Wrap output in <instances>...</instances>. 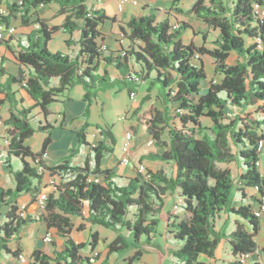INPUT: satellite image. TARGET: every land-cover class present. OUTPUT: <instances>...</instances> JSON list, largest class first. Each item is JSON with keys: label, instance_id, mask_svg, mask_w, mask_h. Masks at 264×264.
<instances>
[{"label": "trees", "instance_id": "trees-1", "mask_svg": "<svg viewBox=\"0 0 264 264\" xmlns=\"http://www.w3.org/2000/svg\"><path fill=\"white\" fill-rule=\"evenodd\" d=\"M169 1L171 8L160 19L156 13L131 17L126 30L122 29L129 46L122 50L123 55L106 56L102 55L98 43L99 26L110 18L103 10L88 6L89 0H22L8 7L9 14L2 18L5 23L17 18L27 23L31 11L53 3L60 6L59 13L65 18L60 27H48L37 18L34 23L42 37L41 45L27 47L16 54L17 62L27 69V74L20 71L17 76L7 75L6 81L0 82V93L8 99L15 95L12 86L18 85L35 102L33 108L11 111L5 121L9 144L2 162L14 181V189L0 187V209L7 210L5 220L0 223V249L6 254L19 260L20 250L11 252L7 244L23 227L44 222L47 228L56 230L63 240V248L54 252L53 257L35 248L27 264H91L88 257L80 254L86 244L75 243L70 236L71 217H77L92 226L126 230V235L118 234L107 245L103 261L107 264L111 254H120L141 239L148 244L162 220L180 244L172 252L174 263L205 264L200 258L215 260L216 249L225 237L216 230V219L222 212L244 221L236 223L227 236L231 256L227 264H243L240 262L243 254L252 255L257 251L254 238L263 218L254 215L258 197L253 198L254 207L250 204L232 207L230 196L236 181L230 168L218 165L239 163L242 172L238 181L258 195L264 194V179L256 167L260 158L257 144L264 138V19L255 7L256 4L264 9V0H193L189 12L216 33L212 49L206 47L208 32L200 34L201 46L193 41L183 42V31L190 29L194 36L198 34L193 26L178 19L182 13L181 0ZM174 24L178 28L173 29ZM58 28L67 33L80 31L75 57L47 50L51 34ZM230 53L241 60L228 65ZM204 55L212 59L214 73L220 75L221 80L210 81L202 94L201 84L207 79L200 58ZM129 61L136 65V72ZM100 63L112 66L121 78L111 79L106 70L98 74ZM0 75H5L2 66ZM149 77H152V86L158 85L162 90L166 109L164 113L145 111L137 117V122L166 149L162 154H146L142 159L171 163L175 170L173 177L147 170L145 175L138 174L127 185H118L113 180V172L101 168L103 154L112 150L104 146V139L96 145L86 141V123L77 136L80 144L90 147L91 156L81 166L71 164L78 150L71 151L55 166L44 164L41 156L54 130L47 118L51 114L50 106L57 102L59 95L80 85L84 91V113H88L97 91L113 88L118 83L123 84L130 95L133 88L124 81L136 82ZM34 109H38L43 118V122L38 120L36 128L31 124ZM227 111L233 114V119L225 116ZM163 114L169 116L163 117ZM173 114L178 124L173 123L170 117ZM201 118H208L211 126H202ZM164 129H167L168 143L160 142ZM35 132L47 133L37 153L24 145ZM12 156L20 160V169L11 166ZM38 166L43 172H38ZM46 173L59 178L60 182L52 185L47 193L42 213L31 217L28 206L21 210L17 198L29 193L31 203H36ZM171 192L182 198L185 212L182 218L164 212L163 196ZM131 210L132 218L128 219ZM98 242V233L91 231L88 244L91 251ZM142 254L139 248L124 264H139Z\"/></svg>", "mask_w": 264, "mask_h": 264}, {"label": "crops", "instance_id": "crops-1", "mask_svg": "<svg viewBox=\"0 0 264 264\" xmlns=\"http://www.w3.org/2000/svg\"><path fill=\"white\" fill-rule=\"evenodd\" d=\"M22 0H0V3L5 5L6 8H8L11 4H20ZM114 0H89L88 6H92L94 9L97 10H103L108 18L110 20L105 21L102 25L99 26L100 31V37L98 39V43L105 46V50L102 52L103 56L106 55H117L120 54L122 50H126L129 46V41L126 39V37L123 35L122 29L126 30V24L130 20L131 17L134 16H144L151 13H158L161 12L160 8L167 7L168 10L171 8V2L169 0H166L165 3H162V7L160 6H154L155 0H142V9L136 10L135 7L139 5V1H137V5L133 6L130 3L127 4L122 12H118L113 17H110L106 11V9L103 7V2H109ZM192 3L193 0H190ZM182 0L180 3V8L182 9ZM60 6L58 4H50L45 6H39L28 15V21L27 23H22L19 18H17L15 21L8 22L9 25H13L16 28V32L13 36L8 37L4 42L0 43V61L2 62L5 75L0 78V82L4 83L6 81L7 75L11 76H17L20 71L24 72V74H27V69L23 66H21L17 60H16V54L20 52L22 49H25L27 47L31 46H40L42 43V37L41 34L38 32V25H36L34 22L37 18L42 20L44 24L48 27H60L64 21L65 15H61L59 13ZM157 10V11H156ZM111 18L114 20L112 21ZM192 26V25H191ZM194 29V28H193ZM195 33L199 30H195ZM198 36V35H197ZM197 36H194L192 33L191 40L197 38ZM80 38V31L75 30L72 33H67L64 29L58 28L51 34V38L48 41L46 48L50 53H62L69 55L70 57H75L78 54L79 46H78V40ZM52 51H51V50ZM201 58V57H200ZM229 58H232V63L236 64L241 59L238 58V56L235 53H230ZM204 64L205 68V59L201 58ZM227 59V61H228ZM129 64L131 65V69L136 72L137 67L134 64V62L129 61ZM100 66L105 68V70L108 71L109 76H113L112 78L120 79L121 76L117 72L114 75H111L109 72V68L112 66H106L104 63H100ZM152 77H149L147 80H137L134 81H124V84L128 87L135 88L136 86L139 87V83H147L148 87L145 89V93L141 96L140 100L137 99L133 101L134 108L131 110V113H126V117L124 120L127 119L128 115L131 119L130 128H132L133 137H132V144L133 146H129L128 155L130 159V163L128 165H124L121 163V159L125 156L123 154L122 150L120 152V156L118 157L115 155L116 153L112 150V152H105L103 154L102 160H101V168L102 169H109L115 177L113 180L118 185H127L129 180L138 177L137 169L139 167H136L135 163L133 162L134 158L140 153V151H143V153L139 157V161L141 163V166L145 168V170L150 171L152 173H158L162 172L167 177H173L175 170L172 167L171 163H165L161 161H153L148 159H142L143 156L146 154L156 153V154H162L165 151V147H162L161 144H157V142L153 141V145L148 146L145 139L147 137H150L148 131L139 123L137 122V117L141 114H143L145 111H158L161 113H164L165 104H163L162 101V92L159 91L156 95L155 99L153 98L151 88L154 87L151 84ZM204 82H202L203 84ZM201 84V87H202ZM80 86V85H77ZM75 86V87H77ZM74 87V88H75ZM73 88V89H74ZM72 89V90H73ZM12 92L15 93L14 96H11V99H8L5 94L0 93V133L5 132L6 136L4 138L0 137V146H3L4 141L7 140V129L8 126L5 124V121L9 117V113L16 108H33L35 105V102L25 93L22 88L18 85L12 86ZM136 96L138 94L137 91H134ZM70 92H67V94ZM66 94H63L57 98V103H62L64 108L59 111H54L50 109L51 114L50 116L55 115L61 120L60 123H58L59 127L56 128L51 132L50 135V143L47 146L45 152L47 153V156L43 159V162L46 166H55L62 162V160L68 155L70 150L76 148L79 144L77 132L81 129V127L84 125L83 122H77L75 121L77 119V116L75 115V112H83L85 107L84 100H74V99H68L64 102L63 97ZM81 95L83 97L84 91L82 88ZM68 96V95H67ZM143 98L145 99V102L143 103ZM156 105V106H155ZM34 112H38V109H34L32 111V114ZM163 117L169 116L167 114H163ZM48 117V118H49ZM129 119V120H130ZM56 121V120H55ZM49 122V121H48ZM163 126V125H161ZM89 128V127H88ZM138 129L142 130L146 137L142 139V142L139 143V145L134 146V133L139 134ZM88 130V129H87ZM128 131L124 132L125 133ZM164 134V132H163ZM163 134L161 136L162 140ZM99 135L101 136L100 132ZM46 137V134H43V140ZM152 137V136H151ZM125 138V137H124ZM92 142L86 141L91 145H96L99 141L102 140L100 137L97 139V136H95ZM29 139L25 140L24 145L28 146L32 152L37 153L36 151H33L31 146L27 143ZM43 142V141H42ZM130 142V143H131ZM146 142V143H144ZM168 143V142H166ZM145 144V146L148 148L142 149V146ZM123 147V146H122ZM83 148H88V146H83ZM90 148V147H89ZM84 150L80 151L78 155H81V160L78 161L75 158H73L76 162L71 161V164L73 166H81L86 158H89L91 156V150H87V152ZM149 151L148 153H146ZM142 159V160H141ZM232 164V163H231ZM261 164L262 169L264 170V156H261ZM171 166L173 169V174L166 175L164 168L166 166ZM242 172L241 167L239 168V174ZM45 177V175H44ZM0 178H2V183H0V187L4 189H14V181L12 176L9 174L6 166L3 164L2 161H0ZM44 179V178H43ZM8 181V182H7ZM9 183V184H7ZM235 182V199L231 201V206L234 208H238L240 206H246L252 202H254L253 198H257L258 194L254 189L246 188L244 187L239 181ZM42 192H45L47 190V187H44L43 181L41 183ZM163 200L165 203L164 212H169L173 215V211L171 209V205H177L176 203H173V200H177L180 203V213H185L183 209V203L182 198L179 197V195L176 192H171L163 196ZM32 202V196L29 193L20 194L17 198V204L19 207L21 206H28V214L31 217H38L42 210L36 205V203ZM3 214L1 215L0 223H2L5 220V213L6 208H1L0 212L3 211ZM180 213H177L180 217ZM175 214V215H177ZM264 218V217H263ZM222 220V223L217 226L216 222V230L220 232L221 234H224L225 237L222 238L221 243L218 245L216 252H215V260H210L205 257H201L200 260L203 261L205 264H227L231 261L230 256V246L228 244L227 236L234 230L236 223H244L243 220L239 219L236 215L229 214L227 212H222L217 217V220ZM72 227H71V233L70 236L74 240L75 243H85L86 247L81 250L80 254L83 257H88L91 253V249L89 247V241H90V233L91 231H96L99 235V242L94 250L99 252V256L96 259L94 264H104L103 261L105 260L102 258L101 253V246L105 245L107 249V245L112 242L118 234H123L122 228H116L115 230H111L112 232H117L112 238L110 242H107L105 240H102L100 237V233L98 230V225L92 226L90 223H88L86 220L77 218V217H71ZM231 223L230 229L228 231H223L224 226L227 223ZM27 229V230H26ZM171 229H167L164 234L160 233L158 231V228H155V232L150 237V242L148 244H145L143 242V239L139 241L138 244H134L132 247L124 251L122 254L119 255V258L115 257V254H111L108 259L107 264H124L125 260L130 258L139 248H141L143 254L140 257L139 263L140 264H148V261L145 260L144 255L145 254H151L153 256V262L152 264H160V260L164 259L165 256L172 258V252L179 248L180 244L174 240L173 234L170 233ZM51 233L52 235V242L50 244H45L42 241V238L47 234ZM23 236H27L32 240L33 243V249H39L42 252L46 253L49 256H54V252L60 251L63 248V240L59 238L56 234V230L53 228H47L44 222H34L32 224H29L21 229L19 234L7 244V248L14 252L15 250L19 249L20 254L29 258V255H25L22 239ZM56 238V239H55ZM130 241V240H129ZM163 242V246L162 243ZM143 245H147L149 249L153 250V253H147L143 250ZM32 249V251H33ZM264 249V247H263ZM262 249V250H263ZM3 251V250H2ZM263 252V251H262ZM3 253L6 254L4 251ZM259 248L257 251L250 255L251 257L258 256ZM31 254V253H30ZM107 255V253H106ZM106 258V257H105ZM156 260V261H155ZM256 264H258V260L255 259ZM5 264H26L21 263L17 258L8 255L6 258ZM246 264V262L244 263Z\"/></svg>", "mask_w": 264, "mask_h": 264}, {"label": "rangeland", "instance_id": "rangeland-1", "mask_svg": "<svg viewBox=\"0 0 264 264\" xmlns=\"http://www.w3.org/2000/svg\"><path fill=\"white\" fill-rule=\"evenodd\" d=\"M137 1H139V5L136 6L135 9L141 10L143 7L142 0H137ZM155 1L156 2L154 4V6L160 7L162 5V3H165L166 0H155ZM192 4H193V2L191 3L190 0H182L181 6H182L183 10H182V13L180 15H178V19L180 21H184L186 23H189L190 25L193 26V28L195 30H199L197 32V34H198L197 38L194 39V44L196 46H201L203 44L202 37L200 34L205 33L207 35V32H208L206 47L209 49H212V48H214V45L212 44V42H214V40H215L216 33L208 30L207 25H205L201 20L196 19L193 16V14L189 12ZM102 5L106 9V11L110 17H113L114 15H116L118 13L115 2H112V1L103 2ZM255 7L257 8L259 6H257L255 4ZM160 10H161V12L158 13V15H157L159 19L162 16H164V13H166V11H168V8L162 7V8H160ZM262 17L264 19V16H262ZM191 37H192V31L190 29L182 32V40L184 43L188 44L190 41H193V40H191ZM201 58L205 59V71H206V76H207V79L204 81V83L202 84V87H201V93L203 94L206 92L208 85H209V82L210 81L211 82H219L221 80V76L214 73V63H213L212 59H210L208 56H205V55L202 56ZM232 60H233L232 58H229L228 61H226V63L228 65H231ZM0 66L3 67L1 61H0ZM104 70H105V68H103L102 66H99L97 73L103 74ZM109 72L111 75H114L115 73L117 74V71L113 67L109 68ZM1 77H3V75H0V78ZM112 77L110 76L111 79H116V78H112ZM147 87H148L147 83H139V87L136 86L135 88H133L134 91L138 92L137 96L135 94V100L136 99L138 101L140 100L141 96L145 93V91H146L145 89ZM151 89H152L151 92H152L154 99H155L156 95L158 94V92L162 91L158 85H155ZM68 92H70V93H68V94H67V92L63 93V94H66L63 97L64 102L68 99H74V100H82L83 99V97L81 95V92H82L81 86H77L73 90L71 89ZM63 94H61V95H63ZM61 95H59V96H61ZM220 95L223 96L224 94L221 93ZM63 108H64V106L62 103L56 104V102L50 106L51 110L59 111V112H61V110H63ZM133 108H134L133 101L130 99V97L128 95L127 88L123 87V84L120 85L117 83L113 88L105 89L102 91H97L95 97L92 98L89 112L84 113V111H83V112H80V114L78 111L75 112V115L77 116V119L75 121L83 122V124H85V123L87 124V127L85 129V135H86V139L88 141L92 142L93 140H95L94 139L95 136H97V139H99L101 137L102 139H104V141H103L104 146L106 148L113 150L116 153L115 155H117L119 157L120 152L122 150V146H124V143L126 141L124 138V132L125 131L133 132L132 128H130L131 119L128 118L129 115H128L127 119L124 120V118L126 117V113L127 114L131 113V110ZM251 110L252 109H249L248 111L251 112ZM225 116L230 118V119L234 118V116L231 117L229 111H227L225 113ZM32 117L33 118L31 120V124L35 128L37 126L38 120H41V122H43V118L37 112H34L32 114ZM170 117L172 118V121L174 124H178V118L175 114L170 115ZM47 121H49V123L51 124V126L53 127L54 130L59 127L58 123L61 122V120L56 116V113H55V115L47 118ZM201 124H202V126H205V127L211 126V122L208 118H201ZM100 131L103 132V135H101V136L99 135ZM138 132H139L138 135L134 133V135H135L134 146L139 145V143L142 142V139L144 137H146L145 133L141 129L140 130L138 129ZM43 134H47V133L35 132L27 141V143L31 146L33 151H36V152L40 151L41 146H42V141H43ZM5 136H6L5 132L0 133L1 138H4ZM149 139H152V137L151 136L147 137L145 140L148 141ZM162 140L165 143L168 142L167 129H164V134H163ZM112 143H114V144H112ZM144 143H146V142H144ZM83 146L84 145L79 143L76 148L70 150V152L73 150H78L77 153L73 157L78 161L81 160V155L79 156L78 153L85 149V148H83ZM130 146H133L132 142L130 143ZM145 147L146 146L144 144L142 146V149H144ZM89 149L90 148L88 147L85 149V151L87 152V150H89ZM70 152L68 153V155L70 154ZM148 152L149 151H147L146 153H148ZM142 154H145V153H143V151H140V153H138V155L133 160L136 167L141 166V163L139 161V157ZM72 159H71V161H72ZM10 160H11V166L15 170L20 169L21 163H20V160L18 158H15L12 156ZM73 161L77 163V161H75L74 159H73ZM218 166L221 168H223V167L230 168L232 175L235 178V181L238 183L239 168L241 166L239 163H232V164H227V165L220 164ZM164 171H165L166 175L173 174V169L170 165L166 166L164 168ZM2 181H3L2 178H0V183H2ZM59 182H60L59 178L50 177L46 173L45 177L43 179V184L48 189L45 190V193L47 194L48 192H50L52 190V185H57V184H59ZM7 184H9V183H7ZM234 194H235V192L233 190L231 192V196H230L231 201H233L235 199ZM173 203L177 204V205H173V204L171 205L173 215L180 213V211H181L180 203L177 200H173ZM250 205L253 207L255 206L254 202L250 203ZM3 212H4V210L0 212V220L2 219L1 215L3 214ZM132 214H133V210L129 211L128 219L132 218ZM176 216H179V215L177 214ZM184 216H185V213H180V218H182ZM263 217H264V214H263ZM216 222H217V226L219 227V225L222 223V220L218 219ZM230 227H231V223L228 222L224 226L223 231H228V229H230ZM157 228H158V231L160 233L164 234L166 231L164 221H162V220L159 221ZM98 230H99L100 237L102 238V240H104L103 238H105L107 240V242H110L111 238L117 233V232H112L110 229H107V228H104L101 226L98 227ZM122 230H123L122 235H126V230L125 229H122ZM254 240H255L258 248H259L258 256H257V258L255 256L254 257L250 256L245 262H246V264H256V262H254V261H255V259H257L258 264H264V252H262V249L264 247V218H261L259 221L258 231H257V234H256ZM104 242H105V240H104ZM22 243H23L25 255H27V256L30 255V253L32 252V249H33L32 240L27 236L26 237L23 236ZM161 244L163 246V242ZM143 250L146 252L148 251L147 253H153V250L149 249L147 245H143ZM123 252H121L120 254H122ZM101 253H102V258L105 259L106 253H107V249H106L105 245L101 246ZM120 254H115V257L119 258ZM7 257H8V255H5L3 253V251L0 249V264H5ZM144 258L146 261H148V264H152L153 256L151 254H145ZM160 264H175V263L172 259H170V257L165 256L164 259L160 260Z\"/></svg>", "mask_w": 264, "mask_h": 264}, {"label": "built area", "instance_id": "built-area-1", "mask_svg": "<svg viewBox=\"0 0 264 264\" xmlns=\"http://www.w3.org/2000/svg\"><path fill=\"white\" fill-rule=\"evenodd\" d=\"M114 2L116 3V8H117L118 12H122L124 10L125 6L129 3L133 6L137 5V1H134V0H114ZM256 10L258 11V14L260 15V17L263 18L262 16H264V9L262 7H257ZM8 14H9V9L6 8L5 5L0 3V43L4 42V40H6L8 37L13 36L16 32L15 26L9 25L8 23H5L2 20V18L6 17ZM172 27H173V29H176V28H178V25L174 24ZM258 43H260V42H258ZM258 47H260V44H258ZM100 49L102 51H104L106 48L104 45L101 44ZM117 55H123V51ZM129 97L132 101H135V93L133 91L130 93ZM230 115H231V117L233 116L232 113H230ZM0 123H1V119H0ZM124 137H125L126 141L124 143V146L122 147V152H123V154H125V156L121 159V163L124 165H128L130 163V159H129L128 155H126V154L128 153L130 142L132 140L133 134H132V132L128 131L125 133ZM8 144H9V141L5 140L3 146H0V161H2L6 157V151H7ZM147 145L148 146L153 145V141L149 140L147 142ZM257 150L260 152V158L256 162V167L259 170L260 177L264 179V170L262 169V164H261V156H264V138H262L261 140L258 141ZM46 156H47V153L45 152L42 154L41 157H42V159H44ZM35 162L38 163L39 161L36 160ZM90 163L92 164V162H90ZM37 169H38V172H43V168L41 166H38ZM137 173L145 175L146 170L143 166H139V168L137 169ZM95 181H97V179H95ZM46 200H47V194L45 192H41L36 197V205L42 211L45 208ZM257 200H258V203H257L256 208L254 210V215L258 218H261L264 214V194L259 195ZM24 208H25V206H21V210H24ZM42 241L45 244H50L52 242L51 233H47L42 238ZM98 256H99L98 251H96V250L91 251L90 255L88 256L89 262L91 264H94L96 259L98 258ZM249 257H250L249 254H243L240 258V262L244 264L245 261ZM19 261L21 263H26V264L28 263V259L26 257H24L23 255L19 256ZM136 264H138V263H136Z\"/></svg>", "mask_w": 264, "mask_h": 264}]
</instances>
